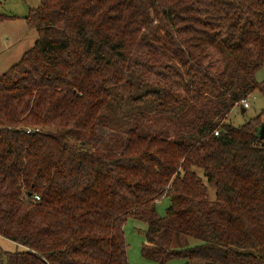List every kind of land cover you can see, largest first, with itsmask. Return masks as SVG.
Listing matches in <instances>:
<instances>
[{
  "label": "trees",
  "instance_id": "1",
  "mask_svg": "<svg viewBox=\"0 0 264 264\" xmlns=\"http://www.w3.org/2000/svg\"><path fill=\"white\" fill-rule=\"evenodd\" d=\"M24 18L34 43L0 73V264H129L128 217L157 264H264V107L224 119L264 97V0H39Z\"/></svg>",
  "mask_w": 264,
  "mask_h": 264
},
{
  "label": "rangeland",
  "instance_id": "2",
  "mask_svg": "<svg viewBox=\"0 0 264 264\" xmlns=\"http://www.w3.org/2000/svg\"><path fill=\"white\" fill-rule=\"evenodd\" d=\"M39 0H0V13L9 17L0 21V49L10 46L11 49L19 44L28 43L31 46L36 38V30L27 25L24 16L28 13L30 7L38 4ZM21 36L20 42H16ZM27 45V44H26ZM0 70V73L5 71ZM255 79L261 81L264 79V64L255 72ZM248 106L244 107L242 103L236 104L224 117L226 122L233 125H240L250 117L258 114L264 107V97L257 91L247 97ZM160 118H155L153 123H161ZM145 125V124H144ZM202 176L200 168L195 169ZM210 196H214V188L209 187ZM169 204L167 197H161L156 209L159 214H164L165 208ZM145 223L134 218L128 217L123 225V233L127 243V257L129 264H157L155 261L144 258L140 252V247L144 242ZM198 240L190 238V244L197 243ZM15 243L6 239L0 238V247L2 249H13ZM264 253V252H263ZM183 260L179 258H171L165 264H180Z\"/></svg>",
  "mask_w": 264,
  "mask_h": 264
},
{
  "label": "crops",
  "instance_id": "3",
  "mask_svg": "<svg viewBox=\"0 0 264 264\" xmlns=\"http://www.w3.org/2000/svg\"><path fill=\"white\" fill-rule=\"evenodd\" d=\"M21 39L22 37L19 36L16 42H20ZM29 47L28 43H22L14 46L13 49H11L10 46L0 49V70L7 69L11 64L16 62L21 57L22 53ZM258 252L264 254V244L258 249Z\"/></svg>",
  "mask_w": 264,
  "mask_h": 264
},
{
  "label": "water",
  "instance_id": "4",
  "mask_svg": "<svg viewBox=\"0 0 264 264\" xmlns=\"http://www.w3.org/2000/svg\"><path fill=\"white\" fill-rule=\"evenodd\" d=\"M257 134L260 139L264 138V123L259 126Z\"/></svg>",
  "mask_w": 264,
  "mask_h": 264
},
{
  "label": "built area",
  "instance_id": "5",
  "mask_svg": "<svg viewBox=\"0 0 264 264\" xmlns=\"http://www.w3.org/2000/svg\"><path fill=\"white\" fill-rule=\"evenodd\" d=\"M240 103H242L244 107H247L248 106L247 98H245L242 101H240ZM214 133L217 134L218 133V130H214ZM35 197L38 198L37 195H35Z\"/></svg>",
  "mask_w": 264,
  "mask_h": 264
}]
</instances>
